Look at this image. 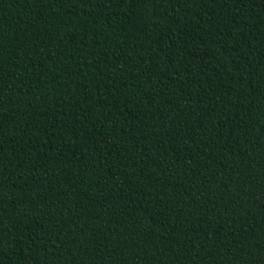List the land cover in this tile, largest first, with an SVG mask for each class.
<instances>
[{
    "label": "trees",
    "instance_id": "trees-1",
    "mask_svg": "<svg viewBox=\"0 0 264 264\" xmlns=\"http://www.w3.org/2000/svg\"><path fill=\"white\" fill-rule=\"evenodd\" d=\"M0 264H264V0H0Z\"/></svg>",
    "mask_w": 264,
    "mask_h": 264
}]
</instances>
